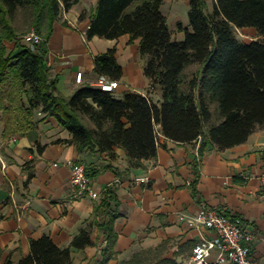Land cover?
Masks as SVG:
<instances>
[{"label": "trees", "instance_id": "obj_1", "mask_svg": "<svg viewBox=\"0 0 264 264\" xmlns=\"http://www.w3.org/2000/svg\"><path fill=\"white\" fill-rule=\"evenodd\" d=\"M79 0H0V120L2 138L26 134L40 112L54 117L71 134L69 140L79 150L117 157L116 148L125 151L131 167L155 158L159 133L178 143L200 139L198 154L203 156L211 143L220 151L245 143L256 128L264 126V0H215L212 11L206 0H189L191 30L181 41L172 39L163 0H97L89 15L86 40L94 37L139 39V54L146 59L143 74L150 81L145 95L126 92L115 98L113 92L94 86L77 89L66 98L59 93L57 78L50 75L47 43L54 21ZM22 7L28 9L32 25L44 36L37 51L15 41L8 51L6 41L16 39L11 18ZM86 17L81 13L79 20ZM181 29V24H178ZM251 27L258 39L240 40L237 29ZM112 48L94 57V71L112 80L122 77V67ZM191 65L195 71L188 72ZM159 87L161 103L149 92ZM213 107H217L214 112ZM43 146H38L42 150ZM91 180L97 171L86 168ZM33 173L28 174V179ZM26 181V182H27ZM195 183L193 196L197 202ZM93 211L91 223L104 234L100 258L91 264H106L114 255L117 233L114 222L120 216L112 186ZM232 217V216H231ZM99 218V220H98ZM234 218V217H232ZM86 227L67 247H58L49 236L30 241V253L16 264H72L71 248L92 246ZM143 252L127 264L148 258ZM2 250L0 249V258ZM147 255V256H146ZM168 259L156 264H172ZM5 264H14L7 259Z\"/></svg>", "mask_w": 264, "mask_h": 264}, {"label": "crops", "instance_id": "obj_2", "mask_svg": "<svg viewBox=\"0 0 264 264\" xmlns=\"http://www.w3.org/2000/svg\"><path fill=\"white\" fill-rule=\"evenodd\" d=\"M206 2L212 11L215 0H211V6ZM96 4L97 0H79L54 21L46 64L51 77L57 78L59 93L68 98L81 87L94 86L98 76L94 57L115 48L123 73L114 97L121 98L126 92L145 95L150 81L143 74L146 59L139 54V39L130 43L128 34L113 40L85 39L83 33ZM188 10L189 0H163L162 12L173 40H183L184 30H191ZM81 13L86 15L83 20H79ZM237 34L244 42L258 39L251 27L237 29ZM15 44L10 50L16 48ZM196 68L191 65L187 71ZM78 72H82L81 84L75 82ZM149 96L157 104L162 101L159 87ZM213 109L217 111V107ZM37 114L31 130L8 140L2 138L0 120V264L7 259L16 264L30 253V241L43 236H49L60 248L67 247L86 227L94 244L71 248L72 264H91L100 258L104 234L91 222L94 208L102 203L108 186L113 187L120 216L114 222V255L106 264H127L143 252L151 253L133 264H156L164 259L172 264H189L194 245L203 237H215L211 230L194 228L178 219L179 213L191 216L199 210L192 192L194 181L200 201L242 220L257 234L251 244V257L257 264H264V201L258 196L259 176L264 172V126L256 128L245 143L223 151L210 143L202 157L198 154L200 139L178 143L159 133L156 157L143 160L141 167H131L120 148H116L117 157L110 159L105 153L59 142L71 139L70 132L54 117ZM38 146L43 149L38 150ZM73 163L98 172L91 179L96 198L76 196L71 184ZM29 173L33 177L27 181ZM140 177L148 180L137 181Z\"/></svg>", "mask_w": 264, "mask_h": 264}, {"label": "built area", "instance_id": "obj_3", "mask_svg": "<svg viewBox=\"0 0 264 264\" xmlns=\"http://www.w3.org/2000/svg\"><path fill=\"white\" fill-rule=\"evenodd\" d=\"M83 35L86 39V32ZM21 42L37 51L45 39L37 30L31 29L21 36ZM75 82L82 83V72L76 74ZM118 85V80H112L105 75L97 76L94 83V87L108 92H114ZM70 170L71 184L76 189V196L87 195L96 198L97 194L91 186L86 167L81 163H73ZM136 180L146 182L148 178L140 177ZM259 180L258 196L264 201V172L259 176ZM198 204L199 210L196 214L187 216L179 213L178 219L188 221L194 228L211 230L215 237H203L194 245L189 264H257L251 257V244L258 238L257 234L242 220L232 218L223 211L208 206L204 201H199Z\"/></svg>", "mask_w": 264, "mask_h": 264}, {"label": "rangeland", "instance_id": "obj_4", "mask_svg": "<svg viewBox=\"0 0 264 264\" xmlns=\"http://www.w3.org/2000/svg\"><path fill=\"white\" fill-rule=\"evenodd\" d=\"M208 2L211 6L212 5L211 0H208ZM186 17H187V14H186ZM11 25L15 29L16 39L14 41H6V40L3 41L8 51L11 49L13 42L15 41L21 42V36L23 34L30 31L31 29H35V27L32 25V17H31L30 11L22 7H19L13 14L11 18ZM37 116L39 117L38 114ZM0 133H1V122H0Z\"/></svg>", "mask_w": 264, "mask_h": 264}]
</instances>
